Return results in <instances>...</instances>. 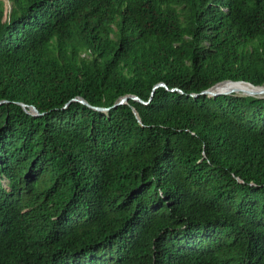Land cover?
Listing matches in <instances>:
<instances>
[{
	"label": "trees",
	"instance_id": "trees-1",
	"mask_svg": "<svg viewBox=\"0 0 264 264\" xmlns=\"http://www.w3.org/2000/svg\"><path fill=\"white\" fill-rule=\"evenodd\" d=\"M9 1L0 264H264V0Z\"/></svg>",
	"mask_w": 264,
	"mask_h": 264
},
{
	"label": "water",
	"instance_id": "water-1",
	"mask_svg": "<svg viewBox=\"0 0 264 264\" xmlns=\"http://www.w3.org/2000/svg\"><path fill=\"white\" fill-rule=\"evenodd\" d=\"M224 82L243 83V84L249 85V86L252 87V88H257V89H259V93L262 94V96H254V95H251V94H248V95H237V96H250V97H255V98H264V86H253L252 84H250V83H246V82H243V81H229V80L222 81V82H220V83H224ZM220 83L215 84L214 86L210 87L209 89L203 91L201 94H202V95H206L207 97H211V98H216V97L221 96V95H230V94L236 95L235 93L227 92V91H226V92H220V93H214V92H212L211 90H212L216 85H218V84H220ZM159 87H165V88H166V86H165L164 84H162V83H158V84H156V85L154 86L153 89L155 90V89H157V88H159ZM194 96H195V95H194ZM129 98H131V99H133V100H136L137 102L143 103L141 100H139V99H138L137 97H135V96H124V97L119 98V99L115 102V104L112 106V108L117 107V106H120V105H125V104H127V101H128ZM73 101H75V102H79V103H82V104L86 105L87 107H89V108H91V109H94L95 111H99V112L107 113L108 110H109V109H105V108H96V107H92V106H90L86 101H84L82 98H75V99H73ZM2 103H5V101L0 102V104H2ZM19 105H20V106L22 107V109H24L27 113H29V114H31V115H33V116H38V115H39L38 112H37V110H36L34 107H32V106H31V107H27L26 105H24V104H20V103H19ZM27 108H29V109L27 110ZM133 112H134V114L136 115V117H137V119H138V122L141 124V122H140V120H139V117H138V115H137V113H136V111H135L134 109H133Z\"/></svg>",
	"mask_w": 264,
	"mask_h": 264
},
{
	"label": "bare ground",
	"instance_id": "bare-ground-1",
	"mask_svg": "<svg viewBox=\"0 0 264 264\" xmlns=\"http://www.w3.org/2000/svg\"><path fill=\"white\" fill-rule=\"evenodd\" d=\"M214 93H220V92H237V93H247V94H254L258 95L259 89L257 88H252L249 85L243 84V83H221L216 85L212 90ZM262 96V94H260Z\"/></svg>",
	"mask_w": 264,
	"mask_h": 264
},
{
	"label": "rangeland",
	"instance_id": "rangeland-1",
	"mask_svg": "<svg viewBox=\"0 0 264 264\" xmlns=\"http://www.w3.org/2000/svg\"><path fill=\"white\" fill-rule=\"evenodd\" d=\"M4 3V10H5V13H8L9 10H10V6H11V2L9 0H0ZM229 83V82H227ZM221 84V83H220ZM232 93H235L236 95H248L247 93H237V92H232ZM251 95H254V94H251ZM254 96H261L260 94L258 95H254ZM4 186H6V183L4 182Z\"/></svg>",
	"mask_w": 264,
	"mask_h": 264
}]
</instances>
